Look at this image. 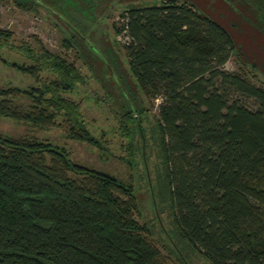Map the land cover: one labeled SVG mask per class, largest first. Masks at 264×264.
Here are the masks:
<instances>
[{
  "label": "trees",
  "instance_id": "obj_1",
  "mask_svg": "<svg viewBox=\"0 0 264 264\" xmlns=\"http://www.w3.org/2000/svg\"><path fill=\"white\" fill-rule=\"evenodd\" d=\"M3 1L58 10L57 0ZM228 1L252 25L264 22V0ZM120 16L125 21L113 32L125 29L129 37L122 46L127 68L147 98H160L154 176L178 235L211 264H264V82L222 68L237 50L233 39L192 3L162 0L122 8ZM64 27L62 44L89 52ZM10 35L0 29V47ZM102 42L101 50L109 48ZM14 48L30 62L8 64L37 83L0 87V115L40 128L61 125L65 138L100 149L78 104L62 94L83 80L74 63L41 43ZM100 60L108 68L109 60ZM43 70L51 76L39 80ZM108 74L122 93L127 77ZM120 108L128 132L133 110ZM136 208L132 186L112 174L73 163L51 142L0 133V264H174Z\"/></svg>",
  "mask_w": 264,
  "mask_h": 264
},
{
  "label": "rangeland",
  "instance_id": "obj_2",
  "mask_svg": "<svg viewBox=\"0 0 264 264\" xmlns=\"http://www.w3.org/2000/svg\"><path fill=\"white\" fill-rule=\"evenodd\" d=\"M57 1L58 10L53 13L47 7L21 9L10 1L0 0V29L11 34L9 46L0 47V57L7 62L0 60V87H27L37 83L32 77L8 64L11 61L30 62L14 48L20 44L37 50L41 43L48 51L72 61L83 80L76 83L72 90L62 94L78 104L84 125L100 140L102 147L99 149L65 138L61 125L40 128L1 115L0 133L13 137L31 136L51 142L63 147L73 163L107 172L123 183L130 184L137 203L136 218L150 228L151 237L161 254L169 256L174 264H211L178 235L169 200L160 197V187L154 176L158 166L155 122L160 98H147L135 84L127 68L123 43L116 39L113 32V28L118 25L122 8L155 5L162 0ZM185 1L194 4L199 11L212 17L230 33L237 50L230 53L222 68L227 71L241 70L255 84L264 82V22L260 27L252 25L251 20L248 22L240 16V6L233 5L228 0ZM257 18L259 17L256 16ZM84 25L87 28L91 26L90 34L80 31V27ZM64 26L71 34L84 39L89 52L81 53L82 50L77 46L65 47L62 44L68 32ZM83 35L99 51L94 50ZM100 39L103 46L109 48L101 50L98 43ZM112 53L115 60L112 56L109 58ZM102 55L110 62L107 64L108 68L104 64L100 65V59L104 58ZM109 72L115 76L120 73L127 77L122 93L117 86H111L113 78L109 76ZM39 76V80H42L51 75L43 70ZM246 104L251 106L252 102L249 100ZM121 105L133 110L132 118L124 124L128 132L122 129ZM136 108L139 110L137 115L134 114ZM138 125L142 135L138 131Z\"/></svg>",
  "mask_w": 264,
  "mask_h": 264
},
{
  "label": "built area",
  "instance_id": "obj_3",
  "mask_svg": "<svg viewBox=\"0 0 264 264\" xmlns=\"http://www.w3.org/2000/svg\"><path fill=\"white\" fill-rule=\"evenodd\" d=\"M125 16L124 17H119L118 19V25H122L125 21ZM116 39L120 41L123 44H126L129 41V37L125 33V29H122L120 32L116 34Z\"/></svg>",
  "mask_w": 264,
  "mask_h": 264
}]
</instances>
